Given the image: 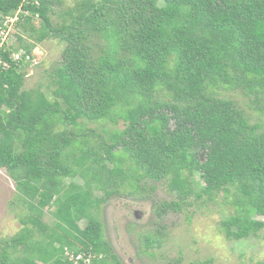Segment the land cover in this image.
Wrapping results in <instances>:
<instances>
[{"label": "trees", "instance_id": "obj_1", "mask_svg": "<svg viewBox=\"0 0 264 264\" xmlns=\"http://www.w3.org/2000/svg\"><path fill=\"white\" fill-rule=\"evenodd\" d=\"M13 17L20 47L0 35V168L25 212L0 239V264H74L65 252L123 264L93 216L104 199L94 190L142 177L176 193L162 212L193 193L232 194L225 237L264 238V123L224 95L239 91L264 113V0H0V31ZM25 37L64 44L49 95L24 88Z\"/></svg>", "mask_w": 264, "mask_h": 264}, {"label": "rangeland", "instance_id": "obj_2", "mask_svg": "<svg viewBox=\"0 0 264 264\" xmlns=\"http://www.w3.org/2000/svg\"><path fill=\"white\" fill-rule=\"evenodd\" d=\"M76 0H64L65 6H71ZM6 31L0 33L3 42L19 46L15 37L12 18ZM38 20H35L37 24ZM33 43L32 63L26 65L24 88L37 87L49 95L50 73L59 62L63 43L50 38ZM20 53V51H18ZM224 95L233 99L250 119V122H263L264 113L257 112L253 98L243 96L239 91H227ZM264 103V100L262 101ZM87 129L95 134L101 126L96 121L85 122ZM106 125V124H104ZM109 129L115 125L107 123ZM117 128H123L119 121ZM107 137L106 133H102ZM96 139L94 137L92 140ZM108 140V139H107ZM109 142V140H108ZM127 166V163H124ZM194 180L199 181L194 175ZM82 178L67 175L65 183L79 188ZM129 182H133L132 180ZM198 192L196 186L193 187ZM96 198L104 197L102 202L92 209L93 216L99 219L103 227V236L109 242L112 252L123 264H260L264 262V238L261 232L250 234L241 239H227L220 222L234 216L235 209L230 201L233 195L218 193L213 198L206 195L196 199L194 193L186 197L179 206L161 210L163 201L176 199V193L168 190L167 184L141 178L134 188L127 183L105 196L101 189L94 190ZM16 199V189L12 178L4 168H0V239L17 233L21 224L19 217L25 212ZM49 207L45 210L44 221L52 223L53 215ZM161 210V211H160ZM160 211V212H159ZM260 218L259 216H255ZM86 220L79 222L83 227Z\"/></svg>", "mask_w": 264, "mask_h": 264}, {"label": "built area", "instance_id": "obj_3", "mask_svg": "<svg viewBox=\"0 0 264 264\" xmlns=\"http://www.w3.org/2000/svg\"><path fill=\"white\" fill-rule=\"evenodd\" d=\"M11 20H13L12 18H10L9 20H7V21H5L4 22V25H6L7 26V24L8 23H10L11 22ZM9 21V22H8ZM4 31H0V33H3ZM20 56H21V53H19V52H14L13 54H12V57L14 58V59H18V58H20ZM29 58V56L27 55L26 56V59H28ZM1 61V60H0ZM65 254H66V256H67V258L69 259V260H71V261H73V263L74 264H78V262L80 261V260H82V263H80V264H91V258H92V256L89 254V255H87L86 257H84V255H82V254H76V255H74V254H72V253H68V252H65Z\"/></svg>", "mask_w": 264, "mask_h": 264}]
</instances>
